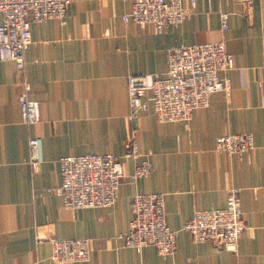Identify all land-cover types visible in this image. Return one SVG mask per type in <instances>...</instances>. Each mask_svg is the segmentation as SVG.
I'll return each instance as SVG.
<instances>
[{"label":"crops","instance_id":"crops-1","mask_svg":"<svg viewBox=\"0 0 264 264\" xmlns=\"http://www.w3.org/2000/svg\"><path fill=\"white\" fill-rule=\"evenodd\" d=\"M190 15L164 32L124 22L128 0H71L64 18L30 24L21 74L0 58V264H54L51 238H87L89 256L71 264H264V0H182ZM228 12L226 28L221 13ZM2 16L0 14V24ZM225 40L235 67L219 72L230 82L210 96L188 123L156 120L151 102L128 118L126 77L161 74L173 46ZM38 105L33 124L21 120L20 79ZM146 91V96L149 95ZM136 130L139 155H126V138ZM249 132L247 155L219 152L216 137ZM42 138L43 160L28 164L30 136ZM110 152L122 163L117 199L107 206L63 205L59 159ZM151 170L130 180L141 159ZM241 188L246 224L236 251L212 241L194 242L183 224L196 208L223 207L228 190ZM164 194L167 224L176 230V251L139 250L118 237L128 230L135 193Z\"/></svg>","mask_w":264,"mask_h":264},{"label":"built area","instance_id":"built-area-1","mask_svg":"<svg viewBox=\"0 0 264 264\" xmlns=\"http://www.w3.org/2000/svg\"><path fill=\"white\" fill-rule=\"evenodd\" d=\"M71 0H0V58L11 59L21 74L25 70L24 47L30 41V24L50 18L62 19ZM130 7L122 15L124 22L140 26L151 25L157 32H164L169 24L187 18L191 10L182 0H128ZM251 6L253 0H238ZM196 0H190V7ZM229 13H221V27L228 25ZM168 67L161 74H129L126 77L128 118L135 120L151 102L158 121L188 123L193 113L209 104L213 92L223 90L229 94L230 82L221 77V70L235 67L234 56L228 51L225 40H212L173 46L167 53ZM264 82V61L261 65ZM21 89L17 94L21 120L30 125L38 119L37 102L28 96L29 82L22 75ZM146 91L149 95L146 96ZM126 155L135 157L138 138L131 129L126 138ZM28 164L36 170L42 162V138L28 139ZM254 147L249 132L225 133L216 137L219 152L247 155ZM152 166L148 159H141L129 173L130 180L145 176ZM123 177L121 161L110 152L65 155L59 159V184L54 188L63 205L76 209L90 206H107L117 199L118 185ZM241 188L228 190L223 207L196 208L184 224L194 242L212 241L228 251H236L241 233L247 227L241 207ZM131 218L128 230L118 237L123 245L139 250L151 245L160 255L176 251V230L165 218L164 194L161 192L135 193L130 201ZM49 259L54 264H71L89 256L87 238H51Z\"/></svg>","mask_w":264,"mask_h":264}]
</instances>
